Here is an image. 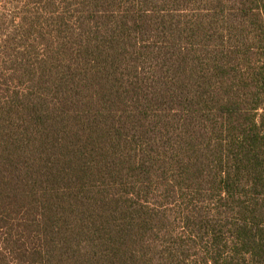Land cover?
<instances>
[{
	"label": "trees",
	"instance_id": "16d2710c",
	"mask_svg": "<svg viewBox=\"0 0 264 264\" xmlns=\"http://www.w3.org/2000/svg\"><path fill=\"white\" fill-rule=\"evenodd\" d=\"M46 2L0 95V264H264V0Z\"/></svg>",
	"mask_w": 264,
	"mask_h": 264
},
{
	"label": "rangeland",
	"instance_id": "374dc122",
	"mask_svg": "<svg viewBox=\"0 0 264 264\" xmlns=\"http://www.w3.org/2000/svg\"><path fill=\"white\" fill-rule=\"evenodd\" d=\"M46 3V0L38 2L30 0H0V74H4L3 76L0 75V95L6 93V89L12 91L14 88H17V90L25 88L22 87L24 83H21V86H19L18 79L11 78L13 70L19 66V62L16 61L24 60L21 54L27 53L28 58H32L34 64H36L37 59L35 55L43 56L45 51H50V48H52V45H49L52 43V35L49 34V32H52V16L45 11ZM22 17L37 18L35 22L37 29L29 39H24L23 34L17 31L18 28H16L21 23L20 19ZM15 28L19 36L8 49L5 45L6 43H2V41L5 42L2 31L10 33L12 30H15ZM38 29L42 30L43 36L45 37L44 39L37 32ZM3 50L6 52H1ZM7 53L12 54V58L14 59L9 58ZM13 62L16 63L12 65ZM32 64L31 62L30 66H32ZM183 264H200V258L198 256L196 260L193 255L191 259L185 260Z\"/></svg>",
	"mask_w": 264,
	"mask_h": 264
}]
</instances>
